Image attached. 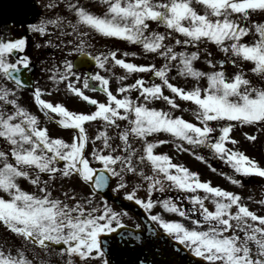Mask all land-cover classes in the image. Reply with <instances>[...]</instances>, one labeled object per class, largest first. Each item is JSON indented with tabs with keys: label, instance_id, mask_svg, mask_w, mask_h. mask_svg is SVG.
<instances>
[{
	"label": "snow or ice",
	"instance_id": "obj_1",
	"mask_svg": "<svg viewBox=\"0 0 264 264\" xmlns=\"http://www.w3.org/2000/svg\"><path fill=\"white\" fill-rule=\"evenodd\" d=\"M101 2L106 7L103 16L93 14L72 0H49L45 6L52 8L63 3L70 13H74L76 22H69L72 33L66 35L74 34L79 43L71 51L89 56L97 69L110 72L106 65L111 62L128 74L150 72L161 83L149 84V81L138 78L132 84H123L120 82L126 77L120 76L117 77L119 86L112 90L108 76L99 71L85 74L83 89L98 90L106 97L101 102L76 86L75 81L80 77L74 71L72 61L64 59L62 69L54 65L49 79L54 84L66 82V91L91 109L89 112L70 111L61 103L43 99L44 90L40 87L32 89V99L45 119L71 131L70 140L65 141L52 136L46 126H41L39 118L19 103L17 91L25 86L20 73L31 63L30 58L23 55L25 39L0 38V81L6 80L13 85L9 88L6 83H0V141L4 144L0 148V192L8 197L0 196V223L25 245L45 251L57 246L53 251L62 257L67 256L66 264H76L74 256L79 257L81 264H91L96 257H102V249L109 243L105 237L111 238L118 230H121V239L126 235L122 231L126 227L122 217L128 213L113 210L106 201H94V197L110 185L111 178H115L113 192L123 191L126 200L138 205L148 213L150 221L206 264H264V215L251 211L238 194L201 181L198 173L173 163L166 154L153 151L158 144L167 141L146 139L164 132L171 136L173 143L181 141L193 149H209L213 156L241 176L264 178V167L236 149L237 141L230 136L235 124L264 127V87L254 86L242 70L228 77L224 68L227 63L239 66L248 62L252 65L249 71L264 79V22L251 21V14L264 12V0H196L203 7V14L192 6V0ZM62 20L60 16L41 18L39 23L28 27L44 36L46 25L60 27ZM150 21L164 26L166 31L150 30ZM79 26H87L104 37L138 44L145 54L162 57L165 64L157 68L154 64L126 62L117 57L115 50L95 55L86 52L90 45L84 37L88 33L79 31ZM175 34H180L183 39L176 38ZM61 35L65 33L61 32ZM250 35L255 37L253 42H245L244 38ZM166 40H174L175 45L181 48L211 42L225 53V58L219 61L207 59L206 63L212 70L203 72L193 66L199 58L198 51H176L171 43H165ZM67 43L72 44V41ZM50 44L49 39L45 46ZM122 55L136 53L125 52ZM172 62H175L179 75L191 77L196 85L186 90L170 83L167 73L173 66ZM201 78H206L207 87L199 86ZM164 87L171 96L164 95ZM133 90L138 93L135 99L130 95ZM177 97L195 106L191 111L198 123L173 115L171 110L180 109ZM155 100L165 101L171 110L147 106ZM118 121L127 123L121 127ZM93 123L98 128L90 136L88 128ZM110 128L119 129L115 147L110 142L113 138L108 135ZM245 135L249 141L256 139ZM136 140L141 142L139 151L133 146ZM228 143L233 147L229 148ZM176 147L188 150L181 149L179 144ZM194 155L198 160L205 159ZM145 168H149L150 173H146ZM42 175L47 179L42 180ZM57 177H76L89 187L90 192L83 202L65 193V200L73 199L76 201L74 204L53 198L51 185ZM19 178L28 180L36 191L23 190L18 183ZM130 178L138 182L129 191ZM229 179L234 184L241 183L240 180ZM145 185L147 199L137 196V191ZM166 189L183 193L193 205L192 211L199 207L200 218L191 220V228L179 221L166 220L160 213H152L154 206L159 205L165 212L187 218L188 213L173 199L152 198L153 193ZM198 190H202L204 195H199ZM205 201L211 202L213 210L205 206ZM259 202L264 205V200ZM135 227L139 229L140 225ZM0 264H32V261L24 247H17L15 253L11 249L0 248ZM102 264L108 262L102 260Z\"/></svg>",
	"mask_w": 264,
	"mask_h": 264
},
{
	"label": "rangeland",
	"instance_id": "obj_2",
	"mask_svg": "<svg viewBox=\"0 0 264 264\" xmlns=\"http://www.w3.org/2000/svg\"><path fill=\"white\" fill-rule=\"evenodd\" d=\"M57 6H61L63 7V10H65L68 14L71 15V19L70 22L71 23H75L76 22V17L74 15V13H70L64 6L63 3L61 4H57ZM192 6L194 8H197V10L203 14V7L201 5H199L198 3H196V0H192ZM101 12V10H98ZM90 12H92L95 15L100 16L99 13H95V11L91 8ZM64 18V16H62ZM251 21H254L256 23H261L264 22V12H256L251 14ZM241 23L247 24V21H241ZM69 23H67L66 25H63L62 21L60 23V27H57L55 25H49L48 28L46 29V35L49 36V34L52 35L51 38H49L51 40V44L45 46L46 42L42 43L39 42L37 45H40V47H37V45L33 48L30 49V51H32V56L33 58H36L38 61H40V68H39V77H38V81L42 84L41 89L44 90V95H43V99L47 100V101H51L53 103H61L63 104L68 110L70 111H77V112H89L90 110L86 108L85 105H83L82 103H80L79 98L74 97L72 94H70L69 92L66 91V87L65 84L66 82H60L59 84H54L52 80L49 79L50 76H52L53 74V66L55 65V67L57 69H61L62 68V62L64 59H67L69 61H71V59L76 55L79 54L78 52H73L71 51L73 46L79 43V40L76 39L75 35H66L68 33H72V29L71 27L68 26ZM149 28L150 30H154L160 33H164L166 31L165 27L162 25H158L155 22H149ZM79 31L81 32H87L88 35L86 37H84V39L87 41V44L90 45V47H86L85 51L86 52H90L91 54L95 55L98 53H107L109 50H115L117 51V57L118 58H123L126 62H130V63H134L137 65H147V64H154L157 68H159L160 66H162L163 64H165V60L162 57L159 56H155L152 54H145L142 50V46L140 45H135V43H128L127 41H123V40H119L117 38L114 37H104L98 33H95L94 31L90 30L87 26H79ZM61 32L65 33V35H61ZM176 38L179 39H183V37L180 34H175ZM254 36L250 35L244 38V41L247 42H253L254 40ZM49 39H47L46 41H48ZM71 40L72 44H68L67 41ZM165 43H171L174 46V49L176 51H187V52H192V51H198L199 52V58L196 59L193 62V66L196 69H199L200 71L203 72H208L211 71L212 69L210 68V66L206 63L207 59H212L215 57L217 59H221L222 58V51H220L215 44L211 43V42H207V43H202L199 44L198 46H184L183 48H181L179 45H175L174 40H166ZM53 45H59L60 46H65V51H62L60 49V51L58 52L59 55L56 56L54 54H52L50 52V50L52 48H56L59 49V47H53ZM216 51H219V53H216ZM71 52V54H69ZM136 53V55H127V56H123V53ZM209 53L211 55H209ZM213 53H216L217 55H214ZM138 58H137V57ZM57 59V60H56ZM173 66L169 68L168 70V77H169V82L173 83L174 85H177L179 87H182L184 89H189L193 86L196 85V81L193 80L191 77H185L182 75L178 74V70L175 67V62H172ZM107 68H110L111 71H106L105 69H95V72L99 71L100 74L102 75H106L109 77L110 79V85L112 90H115L119 85L117 82V77L120 76H125L126 79H124L122 82L123 84H132L135 82L136 79L138 78H143L146 81L148 80V77L151 75L150 72H133L131 74H128L123 68H121L118 65H114L113 63L109 62L106 65ZM239 67L241 68V70L243 72H250V68L252 67V65L248 62H243L239 65ZM225 72L226 75L228 77H231L236 71L230 69L228 66L225 67ZM80 79L76 80V86H79L82 88V90H84L86 92L87 95H89L90 97H93L95 99H97L98 101H105L106 97L101 94L100 92H96V91H91V90H85L83 89L82 86V81L84 79V73H78ZM247 78H249L252 81L253 85L256 84H261V82H254L253 78L251 77L250 73H247ZM260 78V77H259ZM69 79H73L72 77H69ZM261 79V78H260ZM93 83H98V82H93ZM151 83H161L160 79L156 80L155 82H150ZM199 86L201 88H205L207 87V80L206 78H201L199 80ZM164 95H169L171 96L172 94L170 93V91L164 87L162 89ZM131 97L133 99H135L138 96V93L133 90L130 93ZM119 98V96H118ZM177 103L180 104V109L177 110H171L170 106L163 100H155L150 102L147 106L148 107H154L156 109H160L163 111H169L171 110L173 112V115H181L185 120H188L189 122H193V123H198L195 120V117L193 116L192 112H189V109L192 107H195L191 102H186V101H182L180 100L178 97L176 98ZM37 109L34 110V113H36ZM122 111V110H121ZM38 112V111H37ZM39 120H40V124L41 126H46L49 131L50 134L54 137H60L63 138L65 141H69L70 137L72 135L71 131L69 130H64L61 131L59 129H57V127H55V125H50V123H48L47 121H45L42 117L40 118L38 116ZM118 123H120L121 127H123L124 124L127 123V121H118ZM98 125L93 123L91 125V127L88 128V133L89 135H94L95 132L97 131ZM119 129L113 130V129H108V135L110 137H112L113 139L110 141L112 143V146L115 147L116 144L118 143V139L116 138V132H118ZM150 138V139H149ZM171 136L167 133L164 132H160V133H156L153 134L152 136H148L146 139L149 141L154 140V139H158V140H165L167 141L166 143H168V145H166V143L164 144H158L155 148H154V152L157 154H166L164 152V150H166L165 148H167V146H173L176 147V144H179L181 149H188L187 151H183V150H179L178 148H173L170 149V152L172 153L171 158H174L173 161H175V163L183 165L185 167H187L190 171L196 172L199 175V179L201 181H211V178H208L205 176L209 175L207 172L208 170L206 169V167L208 166H204V164L194 158V153L197 154L195 152L196 148H190L189 145H187L184 142L181 141H176L175 143H173V139L171 138ZM171 141V142H169ZM133 146L137 148V150L139 151L141 148V142H139L138 140L133 141ZM91 149V145H89V150ZM157 149V150H156ZM156 150V151H155ZM177 150V152H176ZM181 156L180 160L179 157ZM94 166H98V165H94ZM146 173H150V169L149 168H145ZM202 176V178H201ZM212 177V176H211ZM24 179V178H23ZM42 180L47 179L46 175H42L41 177ZM57 179H61V180H57ZM115 179V178H114ZM25 186L27 188V191L29 192H35L36 188L35 186H33L32 184H30V182H27L25 179ZM68 181V179L63 180V178H59L57 177L55 179V183L51 185V191H52V196L53 198H59L61 200L65 199V193L68 194L69 197H72L73 195L77 198L78 196H87L89 194L88 189H85L80 180H77V183L72 184L70 183V187L71 188H67L68 184H66ZM138 180H133L130 178V183L128 185V189L127 190H131L132 186L137 183ZM61 183V184H60ZM116 180H114V186H115ZM211 184H213L211 182ZM20 187L22 188L21 182H20ZM146 185L144 187H142L141 189H139L137 191V196L140 198H144L142 196L146 195ZM200 191V190H198ZM117 193H124L123 191L117 192ZM163 193V192H162ZM39 194V193H37ZM199 194V193H198ZM159 194H157L158 196ZM0 196H3L5 199H7L8 197L6 196L5 193L0 192ZM206 203L209 201H205Z\"/></svg>",
	"mask_w": 264,
	"mask_h": 264
},
{
	"label": "flooded vegetation",
	"instance_id": "obj_3",
	"mask_svg": "<svg viewBox=\"0 0 264 264\" xmlns=\"http://www.w3.org/2000/svg\"><path fill=\"white\" fill-rule=\"evenodd\" d=\"M49 0H32L33 6L36 8V14L33 16H27V10L21 11V6L16 3L14 8L15 11L12 12H6L5 17L0 15V38H21L23 37L25 39V49L23 55H27L30 58L31 63L34 64L35 70L33 75L34 80V87H40L42 84L38 81L39 77V68H40V61H38L36 58H33L32 51H30L31 48L35 47L39 42H46L47 39L51 38L52 35H44L41 36L39 33L33 32L29 29L30 24H37L40 22L41 18L45 19H55L57 16H64L62 23L63 25H66L70 22V19L72 18L70 14H68L65 10H63V7L61 6H55L52 8H48L45 5H47ZM20 3V0H19ZM61 4V3H59ZM49 25H46V29ZM247 42V41H245ZM60 49L62 51H65V46H60L59 49L52 48L50 52L56 56L59 55ZM216 53H219V51H216ZM216 53H213L214 55H217ZM225 58V53L222 52V58ZM220 59V60H221ZM57 60V59H56ZM73 62V58L71 59ZM213 61H219L215 57L213 58ZM219 67V65H217ZM228 66L230 69L239 71L241 68L239 66H234L231 63H227L224 65V68ZM62 69V68H61ZM97 69V68H95ZM93 69V71H95ZM75 71V70H74ZM76 72V71H75ZM78 73V72H77ZM81 73V72H80ZM93 73V72H92ZM245 75L247 73L251 74V77L253 78V81L261 82V84H256L254 86L256 87H264V79H260L257 76H254L251 72H244ZM21 79H24V75L20 74ZM0 83H6L9 88H12L13 85L11 82L8 81H0ZM17 95L19 98V103L28 109L31 113L42 117L45 121L50 123V125H55L52 121L46 120L44 117V114L40 112L38 107L35 105L33 99H32V91L27 90L24 87L19 89L17 91ZM189 109V112L191 113V109ZM37 109L36 113H34V110ZM54 115V114H53ZM235 123V122H234ZM55 127H57L55 125ZM57 129L64 131L66 129H62L57 127ZM70 131V130H69ZM252 135L255 136L256 139L254 141H249L246 138V135ZM230 136L237 141L235 148L239 151L243 152L245 155L249 156L251 159H254L259 166L264 167V127H260L258 125H240L235 124L233 130L230 132ZM171 139V138H170ZM171 142V141H169ZM172 143V142H171ZM165 144V143H164ZM168 145V143H166ZM227 146L229 148H232L233 145L231 143H228ZM4 144L2 141H0V148H3ZM174 150V148L177 147H171L167 146L164 150L166 155L170 157L173 163L174 158H171L172 153L170 152V149ZM195 149V148H194ZM177 152V150H176ZM195 152L196 155L203 156L205 159L200 160L206 169L208 170V174L206 177L211 178L209 181L211 186H218L226 191H230L233 193L238 194L241 197L242 203L246 204L248 208L256 213L257 215H264V205H262L259 201L264 200V178L252 175V176H241L240 174H237L234 172L232 168H230L228 165H226L222 160L219 158L213 156L211 151L204 147H198L196 148ZM181 156L179 157L180 160ZM194 158H196L194 156ZM212 176V177H211ZM231 177L232 179L240 180V184H234L229 179ZM202 178V176H201ZM26 180V179H25ZM22 185V189L27 191V188L25 186V181L23 178L18 179V183ZM199 195L203 196L204 193L202 190L198 191ZM157 194H159L157 196ZM119 197L124 198V193H118ZM7 196V194H6ZM144 197V199H147V193ZM166 197L173 199L180 207H182L187 213V218H182L179 215L175 213H169L165 212L159 205H155L154 208L151 210L153 214L160 213L164 219L166 220H174L184 223L189 228L192 227L191 220L193 219H199V207L196 206V211H192L193 205L189 202L188 199L184 198V194L176 191L173 189L172 191H168L167 189L162 192H155L153 193V199H160L163 200ZM84 197H77V199H80L81 202H83ZM61 200V199H60ZM61 201H64L69 204H74L76 201L73 199H63ZM94 201L98 203H103L100 198H95ZM108 203V202H107ZM113 210L124 212L123 210H120L113 206L111 203H108ZM205 206L209 208V210H213V205L211 202H205ZM87 207V205H85ZM127 216L122 217V222L126 225V227L143 231V220L139 219L136 215L133 213L127 212ZM146 217H148V213H145ZM152 222V221H151ZM136 224L140 225V228L137 229L135 227ZM153 226H155L158 231L163 232L159 226L152 222ZM202 227H204L202 225ZM164 233V232H163ZM230 234V233H228ZM241 236H243V233H240ZM171 239V237H170ZM173 240V239H172ZM175 241V240H173ZM176 242V241H175ZM184 249H186L182 244H180ZM17 247H24L26 250L27 257L32 261V264H66L67 262V256H61L58 252L53 251L54 247L57 246H51L47 251L42 250L40 248H33L32 245H25L24 242L19 238L16 237L14 234H12L2 223H0V248H3L5 250L11 249L13 253H15V250ZM187 250V253H190ZM193 258H195L197 264H206L205 261L201 260L198 257H195L191 254ZM253 256H255V251H253ZM73 260L76 261V264H81L79 257L74 256ZM102 260H105L104 254L102 253V257H96L94 261L91 262V264H102Z\"/></svg>",
	"mask_w": 264,
	"mask_h": 264
},
{
	"label": "water",
	"instance_id": "obj_4",
	"mask_svg": "<svg viewBox=\"0 0 264 264\" xmlns=\"http://www.w3.org/2000/svg\"><path fill=\"white\" fill-rule=\"evenodd\" d=\"M16 3L21 6L22 11L28 10L27 16L35 14L36 9L32 6L31 0H20V3L19 0H0V14L4 15L5 12L15 11L14 6ZM94 65L95 62L87 55H79L74 61L75 70L85 68L88 74L89 69L93 68ZM33 71L34 66L31 64L27 70L23 69L22 71L24 74L22 81L26 89H33ZM149 78L152 82L158 79L152 75ZM99 195L118 208L134 213L140 219H144V231L125 227L122 230L126 234L123 239L119 235L121 230H118L111 238L105 237V239H109V243L103 247L102 252L108 264H197L195 258L188 254L179 243L172 241L167 234L158 232L138 205L114 196L110 185ZM136 237H139V239Z\"/></svg>",
	"mask_w": 264,
	"mask_h": 264
},
{
	"label": "trees",
	"instance_id": "obj_5",
	"mask_svg": "<svg viewBox=\"0 0 264 264\" xmlns=\"http://www.w3.org/2000/svg\"><path fill=\"white\" fill-rule=\"evenodd\" d=\"M86 1V3H84ZM72 2H74V3H80V4H82L83 6H85V7H88V9L92 6V4L93 3H97L98 5H101V4H103L102 2H101V0H99V1H97V0H72ZM196 10H197V8H195ZM198 11V10H197ZM199 12V11H198ZM135 45H138V44H134V46ZM64 179H66V178H64ZM68 179V183H72V184H76V177H73V178H67Z\"/></svg>",
	"mask_w": 264,
	"mask_h": 264
}]
</instances>
